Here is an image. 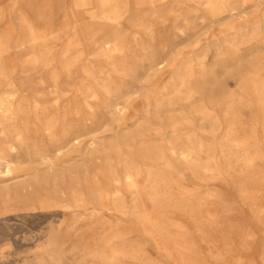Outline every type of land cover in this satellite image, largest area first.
<instances>
[{
	"label": "rangeland",
	"instance_id": "374dc122",
	"mask_svg": "<svg viewBox=\"0 0 264 264\" xmlns=\"http://www.w3.org/2000/svg\"><path fill=\"white\" fill-rule=\"evenodd\" d=\"M43 66L91 108L58 155L0 133V264H264V0H0V94Z\"/></svg>",
	"mask_w": 264,
	"mask_h": 264
},
{
	"label": "bare ground",
	"instance_id": "6f19581e",
	"mask_svg": "<svg viewBox=\"0 0 264 264\" xmlns=\"http://www.w3.org/2000/svg\"><path fill=\"white\" fill-rule=\"evenodd\" d=\"M97 1L100 6L113 5L118 0ZM108 22L110 29H113L114 26L118 24L116 19H109ZM100 39H103L102 43L104 45L110 46L112 43L110 39L106 41L104 37H100ZM41 73L43 81H40L41 83L34 86L35 91L29 95L24 96L17 94L19 90L16 92L15 88L0 94V133L3 134L4 140L8 138V135H11L16 137L18 141H21L24 135L28 133L26 128L33 130L35 134L44 133L49 138V141H51L52 154L58 155L63 152L68 144L78 140V133L85 128V122L87 120L86 115L89 114L88 109L91 108V105L86 101V95L83 94L84 99L81 101L83 104H81V107L75 109L73 106H65V99H63L64 96L62 92L66 93V91L60 85L53 82L52 70L43 66V68H41ZM71 97L80 98V95L76 94ZM68 101H71V99L69 98ZM68 101L66 104L71 103ZM120 109H122L121 106L118 107L119 111ZM236 145L246 150L247 142L244 140L238 141ZM171 150L173 154L178 156L180 162L186 165L188 164L194 171L197 170L195 161L188 159L190 155L189 150L181 149L178 152L172 148ZM245 156L248 163L254 161V158L247 152ZM40 157L45 161L50 159L49 155L45 154H42ZM1 164H3L6 173L11 172V161L9 159L0 157V165ZM148 169L150 170V168ZM139 178V173L137 174L135 171L125 169L121 174L115 175L114 178L109 179L110 184L108 188L105 186L103 180H98L97 184L102 191L99 197V204L106 211L110 210V204L119 198L121 183L124 184V188L128 193L138 192L141 188ZM157 184L159 183L155 181L152 182L148 190L154 193ZM242 193L248 194L247 189H243ZM202 213L209 218H213L214 216L213 211L207 207L202 208ZM180 248L187 249L184 245H180Z\"/></svg>",
	"mask_w": 264,
	"mask_h": 264
}]
</instances>
